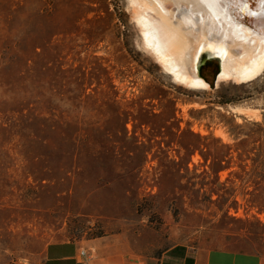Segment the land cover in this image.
<instances>
[{"label": "rangeland", "instance_id": "obj_1", "mask_svg": "<svg viewBox=\"0 0 264 264\" xmlns=\"http://www.w3.org/2000/svg\"><path fill=\"white\" fill-rule=\"evenodd\" d=\"M218 51L201 49L208 87L192 89L130 0H0V264L92 239L140 260L264 255V69L219 81Z\"/></svg>", "mask_w": 264, "mask_h": 264}, {"label": "bare ground", "instance_id": "obj_2", "mask_svg": "<svg viewBox=\"0 0 264 264\" xmlns=\"http://www.w3.org/2000/svg\"><path fill=\"white\" fill-rule=\"evenodd\" d=\"M130 3L145 46L163 69L188 88L208 87L198 75V57L209 44L221 53L219 81L247 82L264 69V12L253 16L256 24L249 29L244 26L249 19H240L228 0H130Z\"/></svg>", "mask_w": 264, "mask_h": 264}, {"label": "crops", "instance_id": "obj_3", "mask_svg": "<svg viewBox=\"0 0 264 264\" xmlns=\"http://www.w3.org/2000/svg\"><path fill=\"white\" fill-rule=\"evenodd\" d=\"M80 261L85 264H264V255L176 244L153 260H140L133 254L106 246L99 239L52 242L42 252V264H78Z\"/></svg>", "mask_w": 264, "mask_h": 264}, {"label": "water", "instance_id": "obj_4", "mask_svg": "<svg viewBox=\"0 0 264 264\" xmlns=\"http://www.w3.org/2000/svg\"><path fill=\"white\" fill-rule=\"evenodd\" d=\"M246 1L247 0H244V1L228 0V2H230V5L233 7V9H235L240 19H243L245 16L248 17L249 19H254L255 14H257V12H264L263 11V8H264L263 1L258 2V7H256V9L254 10L249 8V4H247ZM261 3H262V9H261Z\"/></svg>", "mask_w": 264, "mask_h": 264}, {"label": "trees", "instance_id": "obj_5", "mask_svg": "<svg viewBox=\"0 0 264 264\" xmlns=\"http://www.w3.org/2000/svg\"><path fill=\"white\" fill-rule=\"evenodd\" d=\"M206 61V60H205ZM205 63V62H204ZM204 63H203V65L202 66H204ZM201 72V71H200ZM212 73V79L214 80V78H215V76H216V74L218 73V70L216 69V71H212L211 72ZM211 87H213V84H211ZM231 102V100H228V101H225V102H221L220 104H227V103H230Z\"/></svg>", "mask_w": 264, "mask_h": 264}, {"label": "built area", "instance_id": "obj_6", "mask_svg": "<svg viewBox=\"0 0 264 264\" xmlns=\"http://www.w3.org/2000/svg\"><path fill=\"white\" fill-rule=\"evenodd\" d=\"M82 255H85V253H84V252H82ZM78 264H85V262H83V261H80V262H78Z\"/></svg>", "mask_w": 264, "mask_h": 264}]
</instances>
